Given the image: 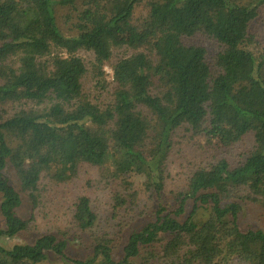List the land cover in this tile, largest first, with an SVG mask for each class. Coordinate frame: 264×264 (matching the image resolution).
<instances>
[{"label":"trees","instance_id":"trees-1","mask_svg":"<svg viewBox=\"0 0 264 264\" xmlns=\"http://www.w3.org/2000/svg\"><path fill=\"white\" fill-rule=\"evenodd\" d=\"M142 2L0 0V264L50 255L69 264H264V232L240 225L243 202L264 208V39L252 32L264 0H149L134 21ZM197 36L219 45L215 57L185 43ZM124 46L131 53L111 62ZM108 65L115 88L102 102L86 82L105 91ZM182 129L212 158L192 172L176 209L161 206L130 232L116 260L113 244L137 213L135 187L162 195ZM249 134L253 145L235 156ZM85 167L117 184L111 212L86 196L75 203L73 223L93 239V257L70 260L53 234L2 246L29 228L18 215L23 194L36 210L43 178L69 183Z\"/></svg>","mask_w":264,"mask_h":264},{"label":"rangeland","instance_id":"rangeland-1","mask_svg":"<svg viewBox=\"0 0 264 264\" xmlns=\"http://www.w3.org/2000/svg\"><path fill=\"white\" fill-rule=\"evenodd\" d=\"M149 0H143L142 4L135 11L134 21H138L140 17L147 14L146 5ZM67 10L62 9L58 13L61 27L66 31H70L71 23L65 25L62 16L68 15ZM253 36L260 41L264 39V11L252 26ZM186 44H196L205 47L208 50V58L215 57L220 47L217 43L209 38L197 36L192 39H185ZM131 53L126 46L114 48L113 58L111 62H115L118 58L128 56ZM86 62L94 60L91 53H81ZM90 67V65H88ZM106 72V80L109 87L102 91L100 88H94L96 82L91 77L87 79L86 90L93 94L92 97H99L102 102L109 100L108 92L115 88L113 82V73L110 66L104 68ZM97 83V82H96ZM183 133L175 138L173 149L169 155L167 163V179L165 189L161 196H157L153 192H148L145 186L138 184L135 189L138 192V209L135 219L132 217L127 219L130 222L125 226L123 237L115 242L114 258L122 257V249L126 243V239L130 232L145 227L150 221L154 220L156 211L162 206L169 210H174L178 206V197L180 193L185 192L189 183V178L196 167L207 165L213 154L209 148L205 147L206 143L200 137H193L190 133ZM253 145V134H249L239 143L233 154L238 156L250 149ZM8 176L13 185L19 189L20 182L13 168H9ZM103 170L97 167H85L79 173L78 177L72 182L65 184H56L47 178L42 179L41 204L35 210L29 196L23 194V202L18 210V215L29 221V228L18 234L14 238H4L1 242L2 246L9 249L16 244H33L36 239L45 235L53 234L59 239L67 242L66 255L70 260H87L93 257V239L91 236L78 229L73 223V210L75 203L80 196H86L99 205V211L105 214V209L112 211L111 194L117 188V184L106 180L103 177ZM113 196V195H112ZM110 209V210H109ZM191 208H188V213ZM121 217V215H120ZM132 218V219H131ZM196 225L200 224V220H195ZM240 225L243 230L253 229L264 232V208L251 202H243L241 204ZM121 229L124 226L119 225ZM43 264H69L66 261L50 255Z\"/></svg>","mask_w":264,"mask_h":264}]
</instances>
